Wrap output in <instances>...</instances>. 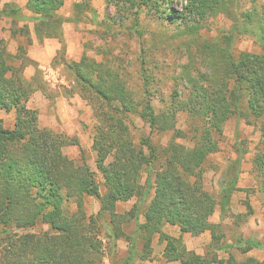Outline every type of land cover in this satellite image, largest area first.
<instances>
[{"label": "trees", "instance_id": "trees-1", "mask_svg": "<svg viewBox=\"0 0 264 264\" xmlns=\"http://www.w3.org/2000/svg\"><path fill=\"white\" fill-rule=\"evenodd\" d=\"M24 1L36 22L38 40L58 38L63 41V24L70 20L60 13L65 0ZM227 6V0H188L186 9L190 13L203 14L208 10H225ZM2 17L14 21L28 18L24 7L14 3L2 6L0 0ZM180 18L184 16H165L170 24ZM236 30L254 35L260 52L242 51L233 55L231 43ZM11 32L12 35L17 32L26 35V44L32 43L29 27ZM224 36V69L220 72L217 63L212 64L215 67L211 73L198 71L192 75L191 67L183 66L180 73L182 90L175 88L165 96L156 88L158 98L164 104L160 113L152 103L154 92L149 88V80L142 79L143 91L136 95L123 77L129 72L117 65L115 57H111L113 61H97L84 52L79 61L68 62L62 43L58 55L83 85L81 95L91 105L96 118L92 147L96 152V167L104 178L106 192L103 195L79 138L41 127L39 111L28 106L38 88L51 99L43 86H35L36 77L29 80L24 74L28 64L36 66L35 75L39 74L38 63L27 56L23 44L13 54L6 40L0 37V110H14L16 115L13 128L6 127L0 118V264H103L100 222L105 221L106 213L110 215L111 236L128 241L127 254L121 264H134L138 258H146L140 253L138 239L150 246L156 236L160 242H165L164 253L169 262L264 264V260L252 256L239 260L234 255L227 259H220L217 254L209 257L207 252L200 255L188 249L183 239V233L197 236L210 230L211 244L219 248L215 242L219 224H213L210 217L217 207L223 214L230 210L232 196L239 190L241 164L246 152L241 149L226 167L218 197L205 188L203 164L220 148L214 133L223 134V126L232 116L245 117L243 100L246 111L257 119L264 117V3L260 10L245 11L243 24L240 27L234 25ZM213 44L215 48L222 45L219 40ZM141 55L140 71L145 74L144 56ZM19 58L22 61L16 65ZM180 111H186L198 120L193 129V147L176 140L186 136V132L177 128ZM133 113L144 119L151 131H173V140L167 146L157 147L148 135L137 143L129 124V116ZM260 130L262 138L252 163L260 177L258 191L264 207V122ZM67 145L79 147L81 164L64 153ZM158 157L162 162L160 169L155 171ZM144 168L148 172L145 186L139 182ZM152 189L154 196L141 222V203ZM87 196L100 199L101 208L96 214L87 213ZM133 197H142V200L127 212L136 222L130 236L123 229L126 214L117 213L116 205ZM246 205L250 214L252 207L248 201ZM40 222L47 225V229L31 232L30 229ZM167 223L179 226V237L164 232L163 226ZM238 243L243 253L254 247L264 248V243L252 239L244 241L240 238Z\"/></svg>", "mask_w": 264, "mask_h": 264}, {"label": "rangeland", "instance_id": "rangeland-1", "mask_svg": "<svg viewBox=\"0 0 264 264\" xmlns=\"http://www.w3.org/2000/svg\"><path fill=\"white\" fill-rule=\"evenodd\" d=\"M6 3L20 5L24 7V13L28 12L25 8L24 0H1L2 6ZM77 3H81L80 6H76ZM263 3L264 0H227L228 8L225 7V10L219 9L216 12L208 10L203 14H199L195 13V11L190 13L186 9L188 0H115L113 4L104 0H65L60 13L70 18L69 21L64 22L63 31L64 25H66L70 31L74 32L75 30L79 33L80 42L77 43L82 44L83 52L97 61H102L103 59L112 60L111 57H115L117 65L120 64L121 69L123 67L129 72L127 76L123 74V77L126 79L129 89L133 90L136 95H140L141 91H143L142 82L144 78L149 80V88L154 92L152 103L156 111L160 113L164 104L160 102L161 100L158 98L159 92L156 91V88H159L157 90L163 92L165 96H168L175 88L182 90L180 73L185 65L191 67L190 72L192 75H195L198 71L211 73L213 67H215L212 64L217 63L221 72L225 65V58L222 54V47L226 43V41H223L224 35H228L234 25L240 27L243 24V13L245 11L260 10ZM166 14L183 15L184 18L175 20V22L170 24L165 19ZM32 15L31 13V15H27L28 18L15 21L8 17L0 18V37L6 40L11 53H17L20 44H23L27 51L26 35L18 32L12 35L11 31L21 27H29L35 34L36 22L33 21ZM186 27L189 28V31H187ZM64 40L63 36V41L61 42L65 44ZM216 40H219L222 45L215 48L213 42ZM231 44V51L235 56L242 51L258 53L261 50L254 35L240 30L234 31ZM141 54L144 56L146 67V73H143L144 76L142 71H140ZM59 55L54 60V67L59 68V75L64 76L68 80V86L57 85L56 87H59L57 92L51 89V86L45 80L46 74L44 70H40L39 74L34 75L36 77L35 86H43L52 100L60 92L65 95L72 93L81 95L80 89H82L83 85L76 80L73 71L62 62ZM21 61V58H19L16 65H19ZM244 101L242 102V109L246 113L245 117L242 119L237 115L232 116L223 126V134H219L217 131L214 133V138L219 141L220 148L217 152L212 153L203 164L205 188L207 190L209 188V191L215 196H217L216 190L227 167L225 165L229 149H232L236 156L241 149L247 155L251 153L252 162L255 153L259 150L258 147L262 138L260 126L264 122V117L257 119L253 114L246 111ZM87 104L92 111L91 133L89 126L86 125L85 129V137L89 141L90 139L93 140L96 118L93 115L91 105L88 102ZM38 105L41 104L39 103ZM41 107L43 108V106ZM43 110V117L41 120L39 118V124L41 127L52 128L46 125L49 121V123H54L52 117H50L52 113L48 109ZM15 117L14 110L10 112L0 110V118L8 128L14 127ZM195 119L188 112L180 111L177 119V128L184 133L186 132V136H179L176 139L178 143L193 147L194 139L192 137L195 132L193 129L195 126L197 127L198 122ZM129 124L134 140L137 143L140 142L142 137L149 135L157 147H163L167 146L174 137V132L171 130L163 133L157 130L151 131L149 124L136 113L129 116ZM52 129L58 133L67 134L69 137L76 136V134L72 135L65 131ZM72 146H65L64 153L67 157L76 160L77 164H81V151L79 147ZM84 146L85 148L82 147L85 149L86 161L95 171L100 185V192L103 195L106 192V187L103 175L95 164L96 152L92 146ZM246 154L245 156H247ZM243 159L245 160V158ZM247 161L246 163L248 164ZM161 162L162 160L158 157L155 163V171L160 169ZM147 174V168H144L139 177V182L142 185L144 184V186ZM154 178L155 174L153 173L152 180ZM153 196L154 189L141 203L140 221H144L145 210ZM141 200L142 197H133L127 201L117 202V213L126 214L124 216L126 219L123 218V229L127 235L131 236L136 227L135 218L127 215V212L133 209L135 205L140 204ZM100 208L101 201L98 197H86L85 209L88 214H96ZM109 217L110 215L106 213L105 221L100 222L101 237L104 243L103 264H121L127 254L128 241L126 238L114 239L111 236L108 225ZM127 218L129 219L128 221ZM46 229L47 225L40 222L31 228L30 231L42 232ZM224 230L229 231L230 234L233 232L236 238L237 232L235 228L233 229L232 227L231 229L228 224L222 225L220 223L219 227L216 228L217 233H221ZM260 242L264 243V241ZM138 248L140 253L146 257L142 258V260H147L151 263L156 260L154 264H167L168 260L166 257L164 256L167 261L161 257L163 248L160 243H155V245L151 243L150 246H145L144 241L140 238L138 239ZM216 249V245L210 244L205 248V253L207 252L209 257H212L213 254H217L219 257L220 254H218ZM149 250L150 252H148ZM244 254L239 247H236L233 251L228 252V257L229 255H234L237 259L242 260L246 257ZM173 264H180V262Z\"/></svg>", "mask_w": 264, "mask_h": 264}, {"label": "crops", "instance_id": "crops-1", "mask_svg": "<svg viewBox=\"0 0 264 264\" xmlns=\"http://www.w3.org/2000/svg\"><path fill=\"white\" fill-rule=\"evenodd\" d=\"M25 14L31 15V12L28 11ZM30 32L32 43L27 47V56L38 63L40 70L45 71V80L51 86V89L56 90L57 92L59 88L56 87L57 85L60 86L61 84L68 86V80L65 79L64 76L59 75V68L57 69L54 67V60L58 57L62 42L58 38H45L43 41H39L34 32L32 30H30ZM64 38L66 44V61H79L84 53L82 44L77 43L80 42L79 33L75 30L74 32L70 31L68 27L64 25ZM36 69V66L28 64L24 70L26 78L29 80L33 79L36 74ZM39 103L41 105H38ZM28 106L39 110L40 120L43 117V109H48L50 113H52L50 117H52L54 123H49V121L46 125L59 131H65L68 134H76L84 148V145H87L88 147L92 146L93 140L90 139L87 141V137H85L86 125L89 126L90 133L92 130V111L86 100H84L80 94L72 93L65 95L60 92L57 93L52 100L48 98L46 92L38 88L28 101ZM41 106H43V108ZM73 146L75 147L76 145ZM236 157L235 152L232 149H229L225 166H228V164ZM244 158L245 160H242L241 173L238 181L239 190L235 191L232 196L230 210L223 214L220 207H217L213 215L210 217V221L213 224H228L231 229L233 227L237 232L236 238L234 237L233 232L230 234L227 230H224L221 233L215 232V237H217L215 238V242L219 247L217 252L220 254V259L228 258V252L233 251L239 246L238 242L240 238L244 241L247 239L264 241V207L262 204L261 193L258 191L260 177L253 168L251 153H248ZM246 160H248V164L246 163ZM219 191L220 185L216 190V197H218ZM246 201H248L252 207V212L250 214H248ZM238 215H242V217L238 218ZM163 230L169 235L175 237H179L181 234L179 226L171 225L169 223L163 226ZM183 239L188 249L193 250L200 255L205 254V248H207V246L213 241L212 232L210 230L197 236H194L191 233H183ZM152 243H154V245L155 243H160L162 245L163 250L161 257L165 259V242H159V239L156 236ZM244 256H252L258 260H264V249L257 247L251 248L244 254ZM155 261L151 263L147 260L145 261L138 258L135 261V264H154L156 263ZM177 262L167 261V264Z\"/></svg>", "mask_w": 264, "mask_h": 264}]
</instances>
